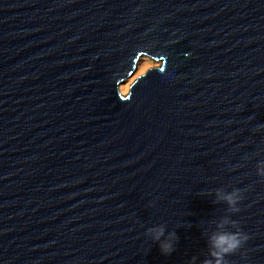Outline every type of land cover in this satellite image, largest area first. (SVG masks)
Wrapping results in <instances>:
<instances>
[{
    "label": "water",
    "instance_id": "95a60500",
    "mask_svg": "<svg viewBox=\"0 0 264 264\" xmlns=\"http://www.w3.org/2000/svg\"><path fill=\"white\" fill-rule=\"evenodd\" d=\"M262 161L264 0H0V264H264Z\"/></svg>",
    "mask_w": 264,
    "mask_h": 264
},
{
    "label": "clouds",
    "instance_id": "9594fccd",
    "mask_svg": "<svg viewBox=\"0 0 264 264\" xmlns=\"http://www.w3.org/2000/svg\"><path fill=\"white\" fill-rule=\"evenodd\" d=\"M256 174L264 178V161L258 163ZM216 203H226L229 214H235L240 211L239 203L243 199L242 190L233 188L232 191L216 190ZM235 229L231 231L229 229ZM216 231L208 237L207 256L201 261V264H229L226 257L236 254L242 246L249 240V235L239 226L238 221L231 219L230 215L224 216L217 224ZM165 226L156 225L148 228L146 235L159 243L162 254L170 255L175 250V243L178 239L175 232H168L165 236ZM197 257L193 256L189 264H196Z\"/></svg>",
    "mask_w": 264,
    "mask_h": 264
},
{
    "label": "rangeland",
    "instance_id": "374dc122",
    "mask_svg": "<svg viewBox=\"0 0 264 264\" xmlns=\"http://www.w3.org/2000/svg\"><path fill=\"white\" fill-rule=\"evenodd\" d=\"M148 61H150L149 59H143L142 61H141V63L139 64V67L137 68V71H136V73L134 74V76L132 77V78H130L129 79V81L125 84V85H122V86H120L119 87V92L121 93V95H123V96H125V95H127L128 94V92H129V89H128V91L126 92V93H123L122 92V88H125L127 85H129L130 83L129 82H131V84L139 77V76H141V75H144L145 73H146V71L147 70H145L144 71V66H145V64H147L148 63ZM158 65L156 64V67H157ZM152 68H154V67H151V68H149V69H152ZM141 69V70H140ZM143 69V70H142ZM148 69V70H149ZM133 79V80H132ZM131 80V81H130ZM130 87V86H129Z\"/></svg>",
    "mask_w": 264,
    "mask_h": 264
},
{
    "label": "bare ground",
    "instance_id": "6f19581e",
    "mask_svg": "<svg viewBox=\"0 0 264 264\" xmlns=\"http://www.w3.org/2000/svg\"><path fill=\"white\" fill-rule=\"evenodd\" d=\"M151 67H156V63L154 62V61H148V63L147 64H145V66H144V71L145 70H148L149 68H151ZM141 70V69H140ZM143 70V69H142ZM133 80V79H132ZM131 81V80H130ZM130 84L129 85H127L125 88H122L121 90H122V92L123 93H126L127 91H128V89L130 88L129 86L131 85V82H129Z\"/></svg>",
    "mask_w": 264,
    "mask_h": 264
}]
</instances>
